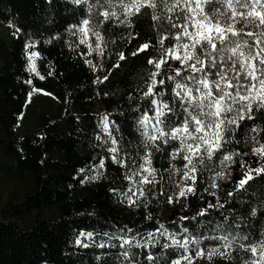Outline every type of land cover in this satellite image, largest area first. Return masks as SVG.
I'll use <instances>...</instances> for the list:
<instances>
[{"label": "trees", "instance_id": "trees-1", "mask_svg": "<svg viewBox=\"0 0 264 264\" xmlns=\"http://www.w3.org/2000/svg\"><path fill=\"white\" fill-rule=\"evenodd\" d=\"M100 3L0 0V264H128L120 256L124 249L119 248V242L109 240L112 235H129L127 229H132L131 235L155 233L159 244L149 251L159 264H166L182 250L161 249V244L170 243L156 231L161 224L176 239L201 238V247L219 243L204 237L229 231L249 234L252 240L264 238V174L253 173L255 179L246 190L236 191L247 167L264 163L251 152L256 145L250 137L256 134L250 128L264 127L259 120L244 121L236 133L239 143L234 140L224 153L206 160L195 184L183 180L184 162L170 158L177 142L162 145L160 151L152 149L156 173L154 179H148L153 182L143 196L133 197L136 203L129 206L124 194L134 184L128 176L139 170L145 152L137 121L149 103L143 92L148 76L155 71L147 61L157 58L162 22L137 17L128 27L104 22L99 15L95 27L104 36L103 55L99 51L88 54V44L95 48L97 42L88 38L87 44H81L82 36L73 28L92 12L102 11ZM8 27L12 29L10 36L3 31ZM144 43L150 45L149 50L132 55ZM29 44L33 47H27ZM32 52L39 53L35 58L39 76L29 71L27 56ZM121 52L126 57L123 61L119 60ZM117 63L118 68L114 67ZM170 64L162 71L168 90L165 99L171 96L172 83L164 73L171 74L178 66L175 61ZM32 89L51 94L60 109L54 112L43 107L50 112L40 113L30 132L19 131V119ZM105 116L117 145H112L104 130ZM258 138L264 143V133ZM110 147L118 148L117 159L126 166L113 162ZM231 151L241 155L222 168L219 157ZM101 160L103 169L99 168ZM221 171L223 179L216 177ZM144 176L147 174L141 173L133 180L139 182ZM213 178L217 188L210 187ZM142 184L138 185L140 190ZM186 184L194 187L195 193L179 197ZM209 203L224 207L209 208ZM253 209L256 215H252ZM203 210L207 214L198 215ZM184 228L188 231L183 232ZM81 232H91L93 237H80ZM78 238L89 247L77 245ZM101 243L106 246L99 247ZM132 251L139 253L140 264H157L144 259L148 254L144 249ZM248 257L237 247L231 257L196 260L202 264H241Z\"/></svg>", "mask_w": 264, "mask_h": 264}, {"label": "snow or ice", "instance_id": "snow-or-ice-1", "mask_svg": "<svg viewBox=\"0 0 264 264\" xmlns=\"http://www.w3.org/2000/svg\"><path fill=\"white\" fill-rule=\"evenodd\" d=\"M97 2L100 3V0ZM100 8L102 11L98 14L103 17L104 22L115 21L128 27L133 26V20L137 17H150L152 21L162 22L157 41V58L147 61L155 69L148 76L146 91L143 92V97L149 103L137 121L138 131L144 138L145 152L141 157L139 170L128 176L134 187H129L124 194L129 206H132L136 203L133 197L144 195L138 185L150 184L153 180L148 177H155L152 149L160 151L162 145L177 142L178 147H174L169 153L170 158H179L184 162L183 180L195 184L200 166L206 167V160L212 161L218 153H224L226 146L236 140V133L244 121L264 122V0H103ZM77 31L82 36L79 41L81 44L88 42L85 38H94L97 42L95 48L88 44V54L99 51L103 55L104 36L96 27L91 26L90 19H83ZM166 41L168 46H165ZM27 47L33 45L29 44ZM149 48L150 45L144 43L132 55H138ZM38 56L39 53L32 52L27 59L29 71L39 76L35 65V58ZM125 59L121 52L119 60ZM171 61H175L178 66L171 74L164 73L167 81L172 83L171 96L165 99L168 90L164 87L162 71L165 66L171 67ZM114 67H120L119 63ZM43 78L40 76V79ZM107 78L104 77L105 80ZM27 83L31 84L32 81ZM103 120L104 130L112 145H117V139L109 131L108 117L105 116ZM250 132L256 134L250 137L256 145L251 152L260 161H264V143L258 138L264 133V127L253 125ZM236 142L239 143L238 140ZM108 151L113 153V162L123 165V161L117 159V147H110ZM240 155L237 151L223 154L219 157V164L222 168H227ZM240 163L243 168L244 162ZM104 167V161L101 160L99 168ZM176 171L180 172L181 169ZM141 173H146L147 176L139 182L134 181L133 178ZM253 173L257 176L264 174V163L256 168L247 167L236 185V191L246 190L245 186L249 181L255 179ZM216 177L223 179L225 173L217 172ZM210 187H218L215 178ZM189 193L194 194L195 188L186 184L180 189L178 196L186 197ZM228 195L232 196L233 193L229 192ZM169 202H172L171 198ZM208 207L222 208L224 205L209 203ZM206 214V210L198 213L201 216ZM252 215H256L255 209L252 210ZM235 226L240 227L239 224ZM156 231L170 241L160 245L162 250H182L178 258L166 264H194L197 258L211 262L214 257H231L237 247L249 254L248 258L241 260V264H264V238L252 240L249 234L229 231L223 235L204 237L219 243L213 247H201L202 240L199 237L176 239L175 234L170 233L162 224ZM187 231V228L183 229V232ZM127 232L129 235L109 236V240H117L119 248L124 249L120 256L128 264H140L137 258L139 253L132 250L144 249L148 253L144 259L159 264L157 256L149 251L159 244L155 233L140 236L139 233L131 235L132 229H127ZM80 237L91 239L93 233L81 232ZM76 244L89 247L80 238L76 240ZM192 245L195 247L191 248ZM98 246L103 248L106 245L101 243Z\"/></svg>", "mask_w": 264, "mask_h": 264}, {"label": "rangeland", "instance_id": "rangeland-1", "mask_svg": "<svg viewBox=\"0 0 264 264\" xmlns=\"http://www.w3.org/2000/svg\"><path fill=\"white\" fill-rule=\"evenodd\" d=\"M99 18V14L96 13V11L92 12L90 16L87 19H90L91 26L95 27V23L97 19ZM79 26L74 27V31L78 32L77 29ZM3 31L6 33V35L10 36L12 34L11 28H3ZM79 33V32H78ZM10 40V38H7ZM88 41V38H85ZM87 44V43H85ZM84 45V44H83ZM82 45V47H83ZM87 46H84L83 49H86ZM85 58L87 59L88 56L85 55ZM44 91L34 92L33 89L29 92L27 97V104L24 107L23 113L20 116L19 123H18V130L19 131H27L30 132L33 129L34 123L37 120V117L40 113H49L50 110H46L47 108H50L54 112H58L60 107L57 100L49 93L45 94ZM47 108H43V107ZM43 109V110H42ZM148 184H142V190L143 193L146 192ZM186 264V262H184ZM194 264H202L198 260H195Z\"/></svg>", "mask_w": 264, "mask_h": 264}]
</instances>
